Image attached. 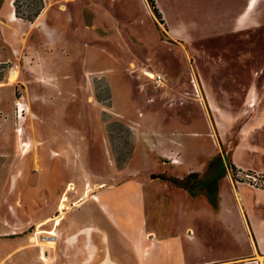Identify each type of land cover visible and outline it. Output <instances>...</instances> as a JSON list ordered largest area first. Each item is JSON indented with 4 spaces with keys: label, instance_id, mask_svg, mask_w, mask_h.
Listing matches in <instances>:
<instances>
[{
    "label": "rangeland",
    "instance_id": "obj_1",
    "mask_svg": "<svg viewBox=\"0 0 264 264\" xmlns=\"http://www.w3.org/2000/svg\"><path fill=\"white\" fill-rule=\"evenodd\" d=\"M27 2L16 21L34 47L0 77V264L50 262L72 233L117 243L122 264L175 263L147 253V219L193 227L203 257L252 264V229L169 179L223 167L235 208L230 162L264 168V0Z\"/></svg>",
    "mask_w": 264,
    "mask_h": 264
},
{
    "label": "crops",
    "instance_id": "obj_2",
    "mask_svg": "<svg viewBox=\"0 0 264 264\" xmlns=\"http://www.w3.org/2000/svg\"><path fill=\"white\" fill-rule=\"evenodd\" d=\"M13 1L14 0H0V55L2 56V59H15V57L13 56L15 51H19V53H21L22 51V57H26L25 55L27 54V52H31V49L34 47L31 45V37H29L26 32V23L23 21H16L11 16ZM46 19L47 16L43 20ZM13 29H19L20 31L16 32ZM249 99H251V95L247 96V100ZM0 107L2 110V102H0ZM1 118L2 117H0V119ZM175 162L177 161H173V164H177ZM230 165L232 169L239 167L245 170H253L264 173V168L259 169L248 166V162L244 161H234V164L230 162ZM222 177H224V174L219 178V180ZM231 179L234 178L232 177ZM219 180L216 198L217 203L216 205H214L209 201L212 207L207 206L206 208L211 212H213L214 210L216 218H220L222 221L221 223L225 224L228 229H234V227H242L248 239L249 235L246 230L245 224L252 229L253 238L251 239V243L252 255L254 258L248 261L249 263L252 262L253 264L255 262L254 264H256V262L258 263V261L256 260L255 256L259 254L261 255V253L264 254V218L260 215V212H258V208H260L261 206L257 205L256 203L250 204V200L244 197L245 193H252V190L249 188L251 186L245 183L237 182L234 179L233 190L238 200V206H235V208H231L228 198L224 196V191H222L220 197ZM246 185L249 187H247ZM186 192L189 194L188 191ZM255 194H257V197L256 195L253 197L255 201L264 202V193L262 194L256 192ZM205 197L207 198L206 195ZM196 208L194 212L192 211L193 213L198 210ZM198 208L201 207L198 206ZM55 217L48 218L50 220L49 223L52 220L54 221ZM151 223L152 226H148V224L151 225ZM146 224L147 225L145 227L147 228V230H145V247L148 254L156 256L166 254L168 259L172 258L173 261H176L175 263L171 264L219 263L217 262L218 260L215 259V257H203V255H201V242L188 235V231L192 232L193 227L184 226L183 229L182 227H176V225L174 226L171 223H159L156 220L150 222L148 219ZM54 227L55 222L52 228ZM159 230H161L165 235L159 236ZM83 239L84 240L81 242L82 239H79V236H77L76 233L69 234L67 238L61 243V247L57 248L55 256L50 257L48 255L49 259L51 260L50 262H45L42 259V255L40 259L42 260V262H44V264H122L117 258V243L112 250L110 249V245L106 243L107 240H105L104 244L101 245L99 241L95 242L91 238L90 234L85 236ZM106 248L108 249L106 250ZM239 256H241V254ZM127 262L128 260L126 258V263ZM129 263L130 261L128 262V264Z\"/></svg>",
    "mask_w": 264,
    "mask_h": 264
},
{
    "label": "built area",
    "instance_id": "obj_3",
    "mask_svg": "<svg viewBox=\"0 0 264 264\" xmlns=\"http://www.w3.org/2000/svg\"><path fill=\"white\" fill-rule=\"evenodd\" d=\"M43 1L44 3H46V0ZM12 4L14 6L12 18L14 20H25L29 18L28 16L29 2H27V0H14ZM14 67H18V65L14 63V60L10 58L2 59V56L0 55V77L6 74L11 69H13ZM147 74L148 76L154 79L155 83L158 86H162L164 84L163 74L160 73L153 74L149 71L147 72ZM14 111L16 117L19 118V120H21L22 118H24L26 107H24V104L21 101L17 100L15 102ZM19 131H21V128H19ZM232 177L237 182L245 183L251 187L258 188L264 191V173L262 172L245 170L238 167L232 169Z\"/></svg>",
    "mask_w": 264,
    "mask_h": 264
},
{
    "label": "trees",
    "instance_id": "obj_4",
    "mask_svg": "<svg viewBox=\"0 0 264 264\" xmlns=\"http://www.w3.org/2000/svg\"><path fill=\"white\" fill-rule=\"evenodd\" d=\"M153 2V0H151ZM157 15L161 18V14L158 12L156 8ZM225 168L219 167L216 171L210 173V176L207 178L201 177L200 173L198 172H191L185 178H166L171 180L173 184L182 187L186 191L189 192L191 195H199L201 192H204L207 196L208 200L216 205L217 203V190H218V180L225 172ZM163 178V177H162ZM163 178V179H164Z\"/></svg>",
    "mask_w": 264,
    "mask_h": 264
},
{
    "label": "bare ground",
    "instance_id": "obj_5",
    "mask_svg": "<svg viewBox=\"0 0 264 264\" xmlns=\"http://www.w3.org/2000/svg\"><path fill=\"white\" fill-rule=\"evenodd\" d=\"M63 9H65V7L63 6L62 7ZM152 75V74H151ZM13 77V76H12ZM14 79V78H13ZM13 81V80H12ZM12 83V82H11ZM10 83V84H11ZM7 85V84H6ZM27 109H28V114H29V106L27 107ZM89 195V193L87 194V196ZM58 216V215H57ZM49 221V219L48 220H46L45 222H42L41 224H40V226H42V225H44L46 222H48ZM259 257H260V259H262V256H260L259 255ZM255 263V262H254ZM256 264H261V262L259 261L258 263L256 262Z\"/></svg>",
    "mask_w": 264,
    "mask_h": 264
},
{
    "label": "water",
    "instance_id": "obj_6",
    "mask_svg": "<svg viewBox=\"0 0 264 264\" xmlns=\"http://www.w3.org/2000/svg\"><path fill=\"white\" fill-rule=\"evenodd\" d=\"M154 178H156V175H153Z\"/></svg>",
    "mask_w": 264,
    "mask_h": 264
}]
</instances>
